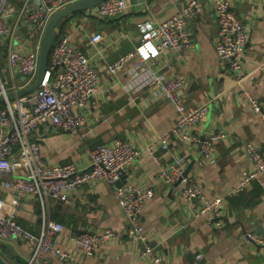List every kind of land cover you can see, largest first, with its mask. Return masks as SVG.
I'll return each mask as SVG.
<instances>
[{"label": "crops", "instance_id": "crops-1", "mask_svg": "<svg viewBox=\"0 0 264 264\" xmlns=\"http://www.w3.org/2000/svg\"><path fill=\"white\" fill-rule=\"evenodd\" d=\"M188 1L128 0L129 9L120 17L105 20L85 11L63 26L62 34L71 36L72 47L86 54L99 74L100 90L87 109H77L87 121L77 134L56 129L51 124L34 131L42 156L50 164L74 163L86 168L92 148L126 140L138 149L139 156L124 181L155 192L144 204L141 214L144 242L134 243L124 234L90 257H84L70 240L73 235L106 229L126 231V217L114 187L104 181L90 183L77 188L67 202H54L51 218L65 227L56 245L72 253L76 264H151L142 256L146 247L162 256L167 264L264 263V175L248 188L234 192L243 174L253 169L249 148L256 146L264 153V123L246 101L249 93L264 105V0L232 1L249 34L240 78L232 76L228 65L216 54L218 23L210 0L201 1L203 13L191 22L193 47L179 53L163 52L160 56L161 65L169 62L173 66L169 73L187 78V107L208 105L207 115L196 126L200 135H224L210 159L202 158L199 145L191 146L173 137L170 149L163 150L158 140L175 127L176 109L155 89H124L129 81L126 69L133 62L115 75L108 71L109 65L138 45L141 36L138 23L162 22L180 12ZM26 34L22 30L16 35V47H20ZM94 34L102 35L97 47L91 43ZM0 48L5 51L1 44ZM148 145H152V152L147 149ZM180 155L188 160L186 168L194 163L189 178L200 185L202 196L222 200L221 226L209 217H195L192 212L201 200L180 199V186H169L161 178L162 168ZM6 179L0 175V196L10 201L14 194L4 188ZM39 206L35 197L26 196L15 209L18 222L34 233L40 229ZM258 227H262L261 233H255ZM246 235H251L249 241L244 240ZM11 253L26 264L31 250L16 241L15 252ZM200 254L202 260L197 259ZM49 264L61 262L51 259Z\"/></svg>", "mask_w": 264, "mask_h": 264}, {"label": "built area", "instance_id": "built-area-1", "mask_svg": "<svg viewBox=\"0 0 264 264\" xmlns=\"http://www.w3.org/2000/svg\"><path fill=\"white\" fill-rule=\"evenodd\" d=\"M79 0H23L12 3L0 0V44L5 48V60L0 58L8 73L4 81L0 71V95L16 92L30 85L38 70L43 37L51 17L60 9ZM202 0H189L177 14L159 23H138L140 41L135 49L108 66L115 75L133 62L127 69L129 81L124 84L127 91L147 88L155 89L177 111V123L171 133L162 135L158 142L168 151L172 137L191 146L199 145L201 156L210 159L216 151L222 134L201 136L197 124L207 115L209 107L201 104L187 107L185 91L188 80L168 71L173 66L168 62L161 65L163 52L179 53L193 47L190 33L191 22L203 13ZM214 5L218 23L215 50L218 58L228 65L232 76H241L245 47L249 34L242 19L234 10L233 0H210ZM129 9L128 0H106L92 15L110 20L120 17ZM26 30L20 47L15 46L16 35ZM69 34L63 35L54 45L48 70L39 88L28 96L7 100L0 106V175L7 177L3 185L13 192L10 201L0 196V240L14 239L26 244L31 255L26 264H49L58 259L61 264H76L75 256L56 245L63 234L62 223L52 220L51 206L54 202H67L79 187L104 181L114 187L119 205L126 217L123 232L106 229L102 232L85 231L71 237L84 257L93 256L109 241L124 234L134 243L144 242L145 227L141 214L147 200L155 196L153 189H144L124 181L125 175L139 156L138 149L126 140H116L111 145H100L90 150L89 167L79 168L76 164L56 165L48 163L42 156L41 147L34 131L46 124L56 129L77 134L86 125L85 116L76 112L85 110L100 90V76L94 70L89 57L72 47ZM102 40L101 34L91 38L92 46ZM26 50V48H28ZM58 66V71L54 67ZM25 74L26 81L17 77ZM7 84L9 87H7ZM249 109L264 123V105L251 94H246ZM147 149L152 152V145ZM253 169L245 172L235 193L248 188L253 181L264 175V153L256 146L250 148ZM153 154V153H152ZM154 160L158 158L153 155ZM185 155L176 157L168 167L162 168L160 176L169 186L182 178L179 197L185 201L201 200L194 208L195 217H209L217 226L223 224L224 208L221 199H206L195 180L183 177L187 166ZM121 182L118 186L117 183ZM26 196L39 202L40 229L38 233L26 230L19 222L15 209ZM217 220V221H216ZM251 235L244 237L249 241ZM142 256L151 264H167L166 260L146 247ZM202 260L203 256H197ZM264 264V263H261Z\"/></svg>", "mask_w": 264, "mask_h": 264}, {"label": "water", "instance_id": "water-1", "mask_svg": "<svg viewBox=\"0 0 264 264\" xmlns=\"http://www.w3.org/2000/svg\"><path fill=\"white\" fill-rule=\"evenodd\" d=\"M105 1L106 0H79L57 11L49 20L45 33H44L42 49H41L40 57L38 60L37 75L34 81L30 85L16 92L8 93L6 97L4 95H0V106H2L7 100H14L16 98H20L23 96H28L30 94H33L39 88L42 80L45 77L48 67H49L50 54H51V50L54 44L55 34L57 33L60 22L65 18L72 17L75 13L95 9ZM54 71H58V66L54 67ZM17 77L20 78L21 82H25L27 78L23 72H19L17 74ZM193 164L194 163H191L186 168L183 174V177L189 176L190 169ZM181 181H182V178H180L174 184L173 187H178ZM117 185L120 186L121 182H118ZM193 201L196 202L197 200L195 199ZM261 232H262V227H258L255 230V233H261ZM0 264H11V263L3 255L0 254Z\"/></svg>", "mask_w": 264, "mask_h": 264}, {"label": "rangeland", "instance_id": "rangeland-1", "mask_svg": "<svg viewBox=\"0 0 264 264\" xmlns=\"http://www.w3.org/2000/svg\"><path fill=\"white\" fill-rule=\"evenodd\" d=\"M17 1L19 2V4H17V5L21 6L23 0H11L12 3H15ZM0 58L5 60V58H6V52L5 51L0 50ZM0 71L2 74L3 80L8 81V79H9L8 73H7V70L3 64L0 66ZM7 87H9L8 84H7ZM15 245H16V241L14 239L0 240V253L3 254L5 256V258L11 259L9 251L12 252V250H13L15 252ZM2 247H4V248L6 247L7 250H4V248H2ZM21 262L23 264V261H21Z\"/></svg>", "mask_w": 264, "mask_h": 264}, {"label": "trees", "instance_id": "trees-1", "mask_svg": "<svg viewBox=\"0 0 264 264\" xmlns=\"http://www.w3.org/2000/svg\"><path fill=\"white\" fill-rule=\"evenodd\" d=\"M85 11H81V12H78V13H75L72 17H68V18H65V19H63L61 22H60V24H59V26H58V28L60 29V32H57L56 34H55V39H54V44H53V47H54V45H55V43L63 36V34H62V29H63V26H64V24L65 23H68L74 16H77V15H81V14H83ZM53 47H52V50H51V54H52V51H53ZM0 50H2L1 48H0ZM51 54H50V59H51ZM40 207V206H39ZM2 248H4V247H2ZM4 250H7V248L5 247L4 248ZM9 251V250H8ZM9 253H10V257H11V259H7L11 264H13L14 262H16V264H22V262L19 260V259H17V257H16V255H12V253L9 251ZM1 254V253H0ZM1 255H3V254H1ZM4 256V255H3ZM5 257V256H4ZM23 264H24V262H23Z\"/></svg>", "mask_w": 264, "mask_h": 264}]
</instances>
